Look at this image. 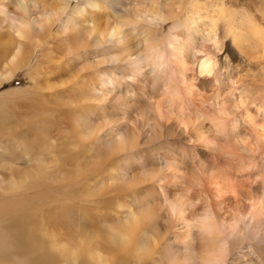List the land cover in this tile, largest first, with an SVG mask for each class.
Returning a JSON list of instances; mask_svg holds the SVG:
<instances>
[{"label": "bare ground", "instance_id": "bare-ground-1", "mask_svg": "<svg viewBox=\"0 0 264 264\" xmlns=\"http://www.w3.org/2000/svg\"><path fill=\"white\" fill-rule=\"evenodd\" d=\"M71 1L0 0V86L22 69L32 80L25 88L0 91L1 147L5 153L13 148L23 151L33 167L34 162L45 163L44 151L56 157L64 149L78 148L79 132L93 148L108 144L107 157L92 163L85 174H75L74 183L96 186L112 171L110 164L124 155L119 166L129 170L130 178L112 186L127 196L130 206L116 204L117 215L127 220L114 227L112 235L100 236L98 231L97 239L84 231L77 249L61 244L50 260L48 254L35 255L37 236L23 231L24 217L16 218L20 208L15 210L12 201L1 206V200L0 257L12 256L23 264H56L60 252L72 264H264V87L255 93L249 83L239 87L238 80L230 79L225 90L216 54L224 47L222 21L225 40L230 37L241 54L264 55V24L227 0H84L74 6ZM257 10L264 20V5ZM90 53L96 64L73 70L76 64L71 62L90 58ZM261 72L264 76V68ZM52 74L71 77L51 84ZM121 81L126 87L119 90ZM48 91L53 102L68 96L69 102H59L57 108L75 104L93 115L99 113L90 106L130 110L143 101L148 104L131 118V133L122 131L120 117L122 124L108 118L95 127L90 116L73 111L75 127L70 131L76 135L52 137V144L43 140L40 128L32 138L19 140L15 129L21 123L31 128L41 120L35 121L33 112L22 113L16 127L10 123V108L42 103ZM144 129L152 143L159 142L164 130H176L191 148L172 145L155 169L153 155H143ZM134 155L139 162L133 166ZM112 186L99 195L94 192L97 199H90L93 192L90 197L78 192L79 211L86 215V207L96 205L101 225L109 214L104 207ZM5 211L13 216L11 221L2 217L9 215ZM45 238L46 243L56 241L54 236Z\"/></svg>", "mask_w": 264, "mask_h": 264}, {"label": "rangeland", "instance_id": "rangeland-1", "mask_svg": "<svg viewBox=\"0 0 264 264\" xmlns=\"http://www.w3.org/2000/svg\"><path fill=\"white\" fill-rule=\"evenodd\" d=\"M77 2L78 3L84 2V0L83 1L73 0L71 1V6H74L75 4H77ZM227 3L228 5L233 6L237 8L238 10H240L239 11L240 13L245 12L246 10V12L249 11L255 14L256 17L259 20H261V22L264 24V20L261 19V15L257 10L258 8L260 9L263 7L264 0H227ZM60 23H61L60 20L56 22L57 25L54 30L55 36H58L59 34L58 28L60 26ZM169 26H170L169 22L165 24V28H164L165 32L168 31ZM219 27H220V35L222 36L224 40V47H223L222 53L220 51H216V54L219 57L218 64L221 63L220 66L223 70L222 78L224 79L221 80V82L226 83L224 87L225 90H229L228 89L229 80L233 79L234 81L238 80L236 84L238 86L240 85L239 87H242L246 85L247 83H249L248 85L255 87V88L252 87V90L255 91V93L258 92L260 88L264 87V82H263L264 78L262 79V81L260 79L261 77H264L260 75L262 73L261 71H263V68H264V60H263L264 55H262V52H261V53H258L256 55H253L247 58L246 56L240 53L239 49L232 42V39L230 37H227V40H225L226 36L224 33V24L222 21L219 22ZM67 48H68V44H67ZM88 49L90 52H92L91 50L93 49V45L90 44ZM36 55L37 54H34V57ZM60 57H61V53L57 54L58 62H60L59 60ZM89 57L90 58H87V59H84V57H80L76 61L71 62L69 60L67 62H71L73 66L75 63L76 67H73V70L77 71L80 69H84L90 63L96 64V61H97L95 59L96 56H93V53H90ZM262 64H263V67H261ZM106 67L109 68L110 66H106ZM93 68H95V66H93L92 68H87V69H89V71L90 70L92 71L94 70ZM253 74H255L256 76H253ZM70 77L71 75H68V74H64V75L63 74L62 75L52 74L49 77V81L51 84H59L62 80L67 81ZM13 78L14 79H11L3 83V85L0 87V91H3L11 87H15V86L21 87V86H28L32 84V80H30V77L27 75V72L25 69L17 71L16 76H14ZM88 78H92V75H89ZM92 79L96 80L95 78H92ZM253 81L256 83H254ZM125 87H126V83L121 81V83L119 84V90L124 89ZM49 94L50 92L48 91L46 93V96L48 97L49 100L47 98L43 99L42 103L33 104L32 107L28 103H18L21 107L19 105L17 107L16 105V107L13 106L10 108L9 110L10 115L9 114L8 115L13 119L11 120L10 118V121H11L10 123L11 125H15L16 127L18 126L17 120L20 114L22 113H24L25 115V114H30L31 112H33L35 114L34 120L35 121L36 119L41 120L39 122L37 121L36 123H33L31 128L28 127V125L21 123L15 129L16 131L15 135L19 140L26 141L32 138L33 136L31 137V135L32 134L34 135V132L38 131V129L40 128H41L40 130H42L40 133H42L41 136L43 140L50 141L52 144L54 142L53 139L61 137L60 136L61 134H63L62 137L64 138H69L71 136L76 135L77 131L73 132L74 130L73 128H71L73 126L75 127V124L73 125L72 123L73 111L74 113L84 112L85 115L90 116L91 121L93 120L92 124L95 127L100 126V123L101 122L103 123L108 118L109 120H117L118 122L116 123L118 124L123 123L120 126L122 131L125 130V132H127L129 130L128 132L131 133L132 128L130 127L132 126V120L138 117L139 115L138 113L142 109L141 107H144L148 104L147 102L143 101V104H141L140 106L138 105L134 107L133 109L129 110L128 108H125V109L122 108V110L118 109L119 110L118 111L117 110L118 106H116L117 108L114 109V108H111L110 105L102 103L103 105L101 104L102 105L101 107L90 106L91 108H93V110L99 113V115H93L92 113H90L89 109H86L84 107H83L84 109H82V106L78 108L75 104H71V106H69L70 108L69 107H63V108L58 107L57 108L56 107L57 105L61 106L59 102H61L62 104L69 102L68 96L66 94L62 95L60 96L61 99L59 102H53L54 99H52L51 95ZM92 102H96V101L93 99ZM50 108L52 109V111H50L51 110ZM139 108L140 110H138ZM39 110H41L42 112L38 113ZM45 110L48 114L45 112ZM127 110L129 111V113ZM105 111H106V114H105ZM51 113H54V115H50ZM102 114L104 118L101 117ZM110 114L113 115L112 118H111L112 115ZM36 115H37V118H36ZM115 115H116V118H115ZM126 115H127V119H125ZM119 117H120V120H122V123L120 120H118ZM123 120L125 123L128 122L129 125L127 123L125 124ZM128 120H130L131 123H129ZM38 123L39 125H37ZM123 125L125 126L124 129H123ZM70 130H73V131H70ZM145 132L146 131L144 129L142 132L144 134L142 135V142H144V144L147 145V147L144 149L143 155H146V154L153 155V158L155 159V163H154L155 169H159V167H161L162 163L160 162L164 158V154L168 151V148H170L172 145H177L178 147L187 148V149L191 148L190 145H188L185 142V139L183 138V136L178 135V133H176V130L170 133L167 130L166 131L164 130L160 138H158L159 142H156V143L155 142L152 143L150 137H148L149 135ZM79 136L81 137H80L79 142L77 143L78 148L75 147L72 149V147H70L69 150L64 149L63 152L58 153L56 157H54L53 154H50V152L46 153L47 151H44L42 154V158L45 161V163L43 162L45 166L43 163L34 162L35 164H33V167H32V163L29 161L27 154H25L21 150H18L17 148L11 149L12 152L8 151L5 153L0 143V201L1 200L3 201L1 206H3V203L4 205H6L8 202L12 201L13 205L14 204L17 205L15 210L20 208L18 210V215H16V218L19 220L20 218L24 217L25 224H24L23 231L25 230H26L25 232L28 231L27 235H29V233L32 232V233H35L33 234L34 236H37L35 238L36 244L35 246L34 245L32 246L33 249L35 250V255L37 254L47 255L48 254L47 256L50 260L52 259V253L53 254L57 253L59 251V247H62L61 244L66 243L74 247L75 249H77V247L79 246V237L82 233H84V231L86 233V236L94 235L95 238H96V235H98V231H99L100 236H107L108 234L112 235L111 234L113 232L112 229L121 224H124L126 222L125 220H127L125 219L126 218L125 215H119V214L117 215L116 213V210H117L116 204L118 202L124 203L126 206H130V203L126 202L127 201L126 194H124L119 189V187H117L118 188V191H117L115 187L118 184L121 185L120 183L122 182L121 179H123L124 181V180H129L130 178V176L127 175L129 170L121 169L119 166V164L121 165L123 163V161L121 160H123L124 155L121 158L114 161L112 164H110L112 171L111 172L108 171V173L100 177L99 178L100 182L98 181V184L96 186H94L93 184H90V185L87 184L85 186H78V185L76 186L74 182H75V177L77 176H74V175L75 174L78 175V173H81V172L85 174L88 171V167L92 163H94L97 160L106 158L107 157L106 147L108 145V144L96 145L93 148L91 146V143L90 144L88 143L86 145L87 142L85 141L87 140L82 137L80 132H79ZM52 137L53 139H51ZM62 140L63 139H61L60 141ZM144 140H146V142ZM149 140L150 142H148ZM2 142L6 143L5 140H2ZM112 144L113 143L111 142L110 145ZM159 147L161 148V150H159L160 149ZM82 149L84 153H82V151L80 152V150ZM138 158L139 157L136 155L132 157L133 166L135 162H139ZM37 167L40 168L41 170L40 169L38 170ZM78 167H82L83 169L79 170ZM27 170H30L29 172H32V174L27 172ZM117 177L119 178L114 179ZM107 179L109 181H107ZM105 181H107L108 183ZM101 182H103V185ZM115 182H119V183H115ZM112 184H116V185L112 186ZM104 185L105 186L108 185V186L105 187ZM110 186H112V188L115 187L114 189H116V190L111 189V191H109L107 195L109 199L107 196H106L107 199H105V201L107 200V204L105 203L104 211L106 210V212H109L110 215L107 214L105 218L106 220L101 225H99L98 222L100 221L99 220L96 221L97 215H95L96 213L99 212V209L97 208V206L94 204H91L89 205V207H86L87 211H86V215H84L82 211H79V208L81 205L80 203H78L79 196L77 197V193L80 192L82 194V195L80 194L81 196H83L85 193L88 196L90 192H93V195L92 193H90L92 196L89 194V197L90 196L92 197L90 199H97V196L100 194V192L103 193L105 191L104 189H108L110 188ZM86 187L88 188L87 191H86ZM88 190H92V191H88ZM94 192H97V194L98 193L99 194L97 195ZM117 192L119 195H116ZM255 192L260 193V190H256ZM121 195L123 197H121ZM5 198H12L13 200H4ZM15 205L13 207H15ZM79 212H81L82 214L80 215ZM6 213L9 215H3L2 217L6 221H11L13 216L10 215L11 214L10 212H6ZM76 213L78 214L76 215ZM120 218L122 219L120 220ZM117 219H119L120 221ZM45 236H50V237L54 236L56 241L52 242L53 245L51 243H46L44 241L46 240ZM47 246H50L52 250L50 251L48 248H46ZM69 259L70 257L68 258L63 257L59 252V255H56V264H72L70 263ZM0 264H23V263L18 261L16 258L7 255V256L0 257Z\"/></svg>", "mask_w": 264, "mask_h": 264}, {"label": "crops", "instance_id": "crops-1", "mask_svg": "<svg viewBox=\"0 0 264 264\" xmlns=\"http://www.w3.org/2000/svg\"><path fill=\"white\" fill-rule=\"evenodd\" d=\"M22 70H24V69H22ZM25 72V71H24ZM26 77V76H25ZM12 79H14V78H12ZM11 80V79H10ZM9 81V80H8ZM5 82H7V81H5ZM3 85V84H2ZM1 85V86H2ZM0 86V87H1ZM20 86H16V87H14V89H16V88H19ZM20 88H25V86H23V87H20ZM10 89H13V87H11ZM9 88L8 89H5V90H10ZM4 91V90H3Z\"/></svg>", "mask_w": 264, "mask_h": 264}]
</instances>
